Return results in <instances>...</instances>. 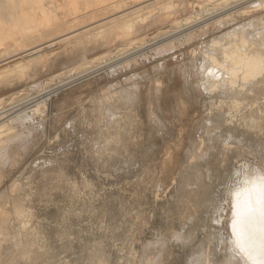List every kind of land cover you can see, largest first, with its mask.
Here are the masks:
<instances>
[{"label":"bare ground","instance_id":"6f19581e","mask_svg":"<svg viewBox=\"0 0 264 264\" xmlns=\"http://www.w3.org/2000/svg\"><path fill=\"white\" fill-rule=\"evenodd\" d=\"M152 57L164 60L152 69L154 76L143 70L141 77L130 74L104 94L105 124L114 135L108 147L127 146L139 125L151 130L161 125L157 112L165 103L172 117L200 104L203 113L196 116L180 189L186 186L211 198L216 185L207 173L213 156L221 163L245 156L264 163V0H0V89L32 82L31 94L18 91L25 96L15 100L14 94L0 107V170L10 153L28 147L31 120L44 114L59 89ZM60 60L71 66L54 74H66L68 80L51 85L54 71L51 82L39 79L38 69L49 74L44 73L47 64ZM16 186L11 185L10 194L0 193V264H39L37 231L25 219L27 194ZM244 187L231 193L232 233ZM232 260L251 264L244 256L242 262ZM145 264L154 263L148 258Z\"/></svg>","mask_w":264,"mask_h":264},{"label":"rangeland","instance_id":"374dc122","mask_svg":"<svg viewBox=\"0 0 264 264\" xmlns=\"http://www.w3.org/2000/svg\"><path fill=\"white\" fill-rule=\"evenodd\" d=\"M163 61L152 57L129 69L119 64L115 73L108 68L59 89L44 114L31 120L28 147L10 153L0 170V193L18 184L16 191L27 194L25 219L37 231L39 264H145L148 258L154 264H204L206 259L205 264H234L232 259H243L233 245L231 193L243 185L237 183L243 173L264 169V163L253 156L221 163L213 156L207 173L216 185L212 197L186 186L180 189L196 116L203 113L200 104L185 106L181 115L172 117L165 103L157 112V128L142 124L127 146L106 145L114 135L105 124L104 94L132 74L154 76L152 69ZM43 64L41 60L37 67ZM70 66L62 60L47 64L44 73L49 74L38 69L39 79H52L57 69ZM57 75L49 80L51 85L69 79ZM31 83L17 81L0 89V107L14 94L15 100L31 94ZM21 90L25 95L18 96Z\"/></svg>","mask_w":264,"mask_h":264},{"label":"snow or ice","instance_id":"6c2138e0","mask_svg":"<svg viewBox=\"0 0 264 264\" xmlns=\"http://www.w3.org/2000/svg\"><path fill=\"white\" fill-rule=\"evenodd\" d=\"M237 177L241 176L238 172ZM244 200L233 220L234 250L251 264H264V169L243 173ZM237 199L240 193H236Z\"/></svg>","mask_w":264,"mask_h":264}]
</instances>
